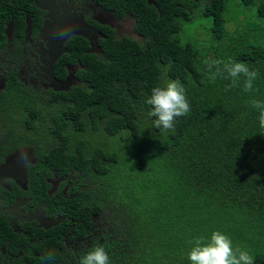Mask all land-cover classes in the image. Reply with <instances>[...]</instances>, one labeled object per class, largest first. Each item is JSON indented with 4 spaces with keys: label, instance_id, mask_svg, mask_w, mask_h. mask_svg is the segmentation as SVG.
<instances>
[{
    "label": "trees",
    "instance_id": "trees-1",
    "mask_svg": "<svg viewBox=\"0 0 264 264\" xmlns=\"http://www.w3.org/2000/svg\"><path fill=\"white\" fill-rule=\"evenodd\" d=\"M226 2L211 0L201 14L212 22L205 46L181 36L196 19L183 9V0L180 7L169 4L159 12L133 2L139 41L107 40L98 59L81 53L82 87L51 98L52 136L60 143L53 156L66 172L79 170L94 183L92 191L124 209L132 243L128 264H191L188 242L210 239L215 230L249 251L255 264H264V128L250 104L264 101V45L249 41L238 17H223ZM237 6L255 13L248 30L258 34L264 0H237ZM213 59L244 62L256 70L254 90L243 91V76L236 86H230V77L210 81L205 60ZM168 80L181 81L191 107L176 119L174 131L156 129V118L148 115L152 106L145 103L152 88ZM102 133L116 145L129 133L133 138L152 134L157 142L127 168L123 148L95 143ZM49 243L55 246L58 237ZM154 250L160 258L152 260Z\"/></svg>",
    "mask_w": 264,
    "mask_h": 264
},
{
    "label": "flooded vegetation",
    "instance_id": "flooded-vegetation-1",
    "mask_svg": "<svg viewBox=\"0 0 264 264\" xmlns=\"http://www.w3.org/2000/svg\"><path fill=\"white\" fill-rule=\"evenodd\" d=\"M133 2L156 12L180 7V0H0V264H80L94 245L110 264L130 263L124 209L53 156L60 143L51 98L82 87L81 53L98 59L107 40L139 41ZM183 4L196 18L211 0ZM53 235L58 244L50 246ZM49 253L58 260H46Z\"/></svg>",
    "mask_w": 264,
    "mask_h": 264
},
{
    "label": "clouds",
    "instance_id": "clouds-1",
    "mask_svg": "<svg viewBox=\"0 0 264 264\" xmlns=\"http://www.w3.org/2000/svg\"><path fill=\"white\" fill-rule=\"evenodd\" d=\"M208 66V79L214 82L217 77L231 78V85L236 86L243 76V91L252 92L253 82L258 76L256 70H250L244 62L229 60H205ZM222 65V67H221ZM215 68V71H213ZM227 73V77L224 76ZM145 103L152 106L148 112L150 117H155L153 126L156 129L173 130L178 117L187 116L190 111V103L186 96V89L180 80H168L162 86L152 88L151 95ZM250 104L259 110V124L264 128V101L252 99ZM193 245L187 253L191 264H255V258L249 251L240 246H233L232 239L225 233L215 230L210 239L203 236L195 237L188 242ZM47 259H53L49 253ZM80 264H110L108 252L102 245H94L80 259Z\"/></svg>",
    "mask_w": 264,
    "mask_h": 264
},
{
    "label": "rangeland",
    "instance_id": "rangeland-1",
    "mask_svg": "<svg viewBox=\"0 0 264 264\" xmlns=\"http://www.w3.org/2000/svg\"><path fill=\"white\" fill-rule=\"evenodd\" d=\"M254 16L255 13L249 9L239 10L237 6V0H227L226 11L223 17L226 19L230 18L231 21L238 17V23L243 27V34L244 29L247 28L249 41L253 45H264V37H261L260 34H256L255 32H253V30H248L249 28L253 29V25L249 23L253 20ZM193 22L194 24L191 23L184 26V29L181 32V36L184 37V39H188L189 41H191L193 45L205 46L204 44L210 41V28L212 26V22H210L208 18H203V16L196 17ZM225 28H230L228 23L225 25ZM132 38L134 39V37ZM156 142V138L152 134L138 135L136 138H133L130 133L128 135L124 134V137L119 142V145H116L111 140V138L107 137L104 133L101 134L100 140L98 141V143H101V145L108 147L113 151H119L121 148H123V152L127 154L128 158L127 160H124V167L126 166L127 168H131L133 164H135L133 162L136 158H138V155H141L143 158H145L147 156L148 148L150 146L153 147ZM155 255H157V258H160L154 250L152 260L157 259L154 258ZM144 257L145 256H143L142 259H144ZM169 264H172V262H169Z\"/></svg>",
    "mask_w": 264,
    "mask_h": 264
},
{
    "label": "water",
    "instance_id": "water-1",
    "mask_svg": "<svg viewBox=\"0 0 264 264\" xmlns=\"http://www.w3.org/2000/svg\"><path fill=\"white\" fill-rule=\"evenodd\" d=\"M95 44H93V43H91V47L93 48V49H95ZM61 90H63V88H61ZM63 91H68V89H64ZM52 224H48V226H45L44 228L45 229H48L50 226H51Z\"/></svg>",
    "mask_w": 264,
    "mask_h": 264
}]
</instances>
